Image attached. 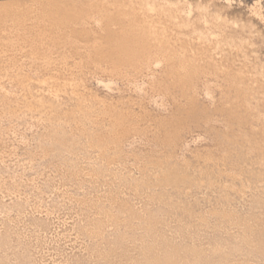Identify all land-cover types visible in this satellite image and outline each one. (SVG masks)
Listing matches in <instances>:
<instances>
[{
  "label": "rangeland",
  "instance_id": "374dc122",
  "mask_svg": "<svg viewBox=\"0 0 264 264\" xmlns=\"http://www.w3.org/2000/svg\"><path fill=\"white\" fill-rule=\"evenodd\" d=\"M0 264H264V0H0Z\"/></svg>",
  "mask_w": 264,
  "mask_h": 264
}]
</instances>
